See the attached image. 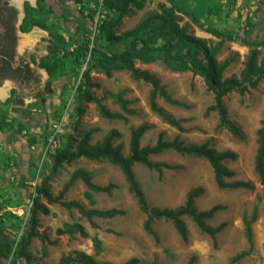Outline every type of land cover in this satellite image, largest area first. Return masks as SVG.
Masks as SVG:
<instances>
[{
    "label": "rangeland",
    "instance_id": "obj_1",
    "mask_svg": "<svg viewBox=\"0 0 264 264\" xmlns=\"http://www.w3.org/2000/svg\"><path fill=\"white\" fill-rule=\"evenodd\" d=\"M81 1L78 4L76 0H46L45 4H39L37 0H24L25 12L23 6L15 5L18 22L14 59L26 60L31 80L0 81V245L7 242L15 249L26 232L33 186L50 172V154L66 142L64 137L79 139L91 130V144H95L115 129L121 137L114 144H120L126 156L131 130L145 123L150 128L141 138V146L154 145L162 134L167 141L178 137L185 144L208 142L214 151L229 150L237 154L235 161L224 162L234 172V177L227 181L251 182L253 190L219 189L207 161L176 151L169 150L150 159L176 165L178 169L159 174L140 164L133 166L149 207L177 208L184 204L188 191L196 187L203 190L195 200L198 210L222 205L224 208L207 221L210 226L227 223L216 236V246L186 216L182 218L188 230L186 241L163 219L153 223L152 234L147 233L142 228L146 217L118 167L106 160L79 159L71 165H62L51 176V193L57 195L73 171L84 169L98 187L114 184L116 188L109 195L89 192L87 198L85 185L76 180L64 200L77 201L88 209H118L124 214L112 219H87L75 209L49 205V215L38 216L37 230L52 244L31 239L27 248L29 260L17 259L16 264H59L62 256L73 251H82L98 263L123 264L136 258L138 264H188L194 258V264H227L231 257L249 249L243 216H249L253 209L257 216L251 227L253 247L250 255L236 264H264L263 187L254 170L257 130L264 120V80L243 96L233 92L223 99L229 118L242 130V140L219 127L215 112L205 114L214 102V95L203 79L191 71H174L161 58L150 63L136 60L134 65L155 75L171 98L186 105L176 107L161 98L156 100L181 120L183 132L150 112V85L133 80L122 70L106 76L91 69L89 78L94 86L89 91L99 98L104 94H120L129 102L133 114L123 113L109 98L103 104L111 112L122 114L124 119H104L93 104L87 103H82L83 113L79 116L75 111L79 105L76 89L79 85L85 87L84 72L90 66L89 52L82 47L90 48L95 43L106 45L99 26L111 15L104 0ZM160 4L174 10L179 25L185 26L190 35L215 47L218 62L231 59L221 74L223 79L240 76L251 49H258L260 58L264 56V0H142L139 9L128 6V14L121 18L113 33L130 30L144 14L156 11ZM32 20L38 25L28 27ZM41 201L45 203L44 199ZM74 223L84 227L87 237L56 235L63 225ZM95 239L100 241L99 248L94 245ZM11 259L12 253L0 252V264H10Z\"/></svg>",
    "mask_w": 264,
    "mask_h": 264
},
{
    "label": "trees",
    "instance_id": "obj_2",
    "mask_svg": "<svg viewBox=\"0 0 264 264\" xmlns=\"http://www.w3.org/2000/svg\"><path fill=\"white\" fill-rule=\"evenodd\" d=\"M46 0H37L39 4H45ZM80 4L81 0H76ZM105 6L111 15L105 18L99 26V31L106 45L102 46L95 43L90 48L83 46L84 51L89 52L90 66L84 72L85 83L83 87L79 85L76 89V97L79 103L76 108L77 114L83 113L82 103L93 104L98 114L107 120L124 119L120 113L111 112L103 102L106 99H112L117 103L123 113L127 115L133 114V110L128 107L129 102L121 97L120 94H104L102 97H96L89 88L94 84L90 82L89 72L95 69L109 76L112 71H126L130 77L136 81H142L150 85L151 89L148 95V105L150 112L157 115L163 122L169 126L183 132L181 120L176 119L172 114L167 112L156 102L161 98L167 104L173 106L186 107L180 101H177L168 94L165 87L160 84L158 78L146 70L135 67L134 62L139 60L143 63H150L157 58H161L165 65L174 71H191L194 75L201 77L208 89L214 95V102L207 107L205 114L215 112L218 115L219 127L228 131L235 139L242 140L243 133L241 128L234 123L228 116L226 106L223 99L230 93H238L243 96L249 90L256 89L261 81L264 80V56L259 57V51L253 48L249 51L244 69L239 77L231 76L223 79L222 73L230 65L231 59H225L218 62L215 58L216 48L210 47L204 39L190 35L185 26H180L178 16L171 7L160 4L156 11H151L142 16L138 23L130 30L120 34H114L121 18L128 14V6L141 8L142 0H104ZM38 22L32 20L28 27L37 26ZM26 27V29H28ZM26 81L31 80V74L27 75ZM149 125L143 123L130 132L129 152L125 156L122 153V146L114 144L115 140L121 137V134L115 130H110L107 135L95 144H91L92 131L84 132L79 139L70 135L64 137L66 142L57 147L50 154V172L45 174L38 184L33 186L34 197H31L30 207L28 211L26 224L28 226L23 237L19 241L17 247L13 249V245L4 242L0 245V252L3 254H11L10 264H16L17 259L29 260L27 248L31 239L38 238L43 242L52 244L44 233H39V215L47 216L50 213L49 205L59 204L67 210L75 209L83 217L91 219L93 217L102 219H112L124 212L118 209L98 210L88 209L77 201H65L64 196L68 192L69 187L74 181L80 180L86 187L87 198H90L89 192L111 194L116 188L114 184L99 186L93 184L92 175L84 169H76L72 172L69 180L59 190L57 195H53L50 191L51 176L62 165H71L79 159L89 161L106 160L111 165L118 167L127 183L129 192L134 196L140 211L145 215L143 224L144 230L152 234V225L157 220L169 221L175 231L183 241L187 240L188 230L183 217L190 218L197 226L201 233L209 236L216 246V236L224 230L227 223L222 222L217 226H210L207 221L211 220L214 215L221 211L222 205H215L208 210L200 211L195 205V200L202 195L201 187L190 189L186 195L183 205L177 208H156L149 207L145 194L140 189V184L136 179L133 166L140 164L148 170L161 174L164 170H175L179 167L164 162L152 161L151 156H157L166 151H176V153L185 156H193L203 159L210 165L214 182L221 190L226 189H245L253 190V185L248 181H227L234 177V172L229 170L225 165V161H235L237 154L229 150L214 151L208 142L201 144H185L178 137L171 141L163 138L159 134L154 145L141 146L140 140L149 130ZM257 151L254 158V170L258 180L262 185V199L264 200V120L261 122L260 128L257 130ZM44 199L45 203L41 201ZM256 210L253 209L251 214L243 216V226L249 249L241 251L231 257L227 264H236L239 260L250 255L253 247L252 224L256 221ZM78 234L80 237H87V233L81 224H65L63 228L56 230L57 236L73 237ZM95 247L99 248L100 241L94 240ZM59 264H112L109 262L98 263L90 255L82 251H73L60 258ZM123 264H138L136 258H131ZM188 264H194L192 258Z\"/></svg>",
    "mask_w": 264,
    "mask_h": 264
},
{
    "label": "flooded vegetation",
    "instance_id": "obj_3",
    "mask_svg": "<svg viewBox=\"0 0 264 264\" xmlns=\"http://www.w3.org/2000/svg\"><path fill=\"white\" fill-rule=\"evenodd\" d=\"M16 4L24 10V0H0V81L11 83L26 82V76L31 74L24 58L14 59L15 25L18 22Z\"/></svg>",
    "mask_w": 264,
    "mask_h": 264
},
{
    "label": "bare ground",
    "instance_id": "obj_4",
    "mask_svg": "<svg viewBox=\"0 0 264 264\" xmlns=\"http://www.w3.org/2000/svg\"><path fill=\"white\" fill-rule=\"evenodd\" d=\"M37 37V36H36Z\"/></svg>",
    "mask_w": 264,
    "mask_h": 264
}]
</instances>
